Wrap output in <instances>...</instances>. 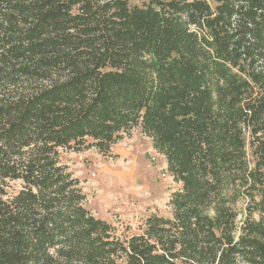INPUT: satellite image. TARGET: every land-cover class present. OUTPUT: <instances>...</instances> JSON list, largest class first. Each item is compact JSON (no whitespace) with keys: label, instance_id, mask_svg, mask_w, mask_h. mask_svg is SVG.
I'll list each match as a JSON object with an SVG mask.
<instances>
[{"label":"trees","instance_id":"trees-1","mask_svg":"<svg viewBox=\"0 0 264 264\" xmlns=\"http://www.w3.org/2000/svg\"><path fill=\"white\" fill-rule=\"evenodd\" d=\"M136 1L0 0V264H264V0ZM136 127L179 187L130 234L60 150Z\"/></svg>","mask_w":264,"mask_h":264},{"label":"rangeland","instance_id":"rangeland-1","mask_svg":"<svg viewBox=\"0 0 264 264\" xmlns=\"http://www.w3.org/2000/svg\"><path fill=\"white\" fill-rule=\"evenodd\" d=\"M137 2L136 0H131ZM62 162L81 181L86 206L96 216L115 224L119 232L138 233L151 214L169 216L171 193L179 187L171 176L166 158L139 127L103 154L96 148L60 150ZM18 188L19 182H11Z\"/></svg>","mask_w":264,"mask_h":264}]
</instances>
